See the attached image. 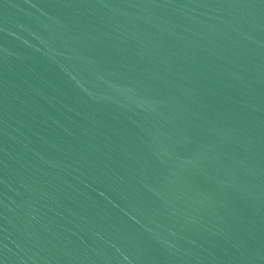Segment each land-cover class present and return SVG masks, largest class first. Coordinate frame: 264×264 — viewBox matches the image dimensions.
Listing matches in <instances>:
<instances>
[{
  "label": "water",
  "instance_id": "95a60500",
  "mask_svg": "<svg viewBox=\"0 0 264 264\" xmlns=\"http://www.w3.org/2000/svg\"><path fill=\"white\" fill-rule=\"evenodd\" d=\"M0 264H264V0H0Z\"/></svg>",
  "mask_w": 264,
  "mask_h": 264
}]
</instances>
